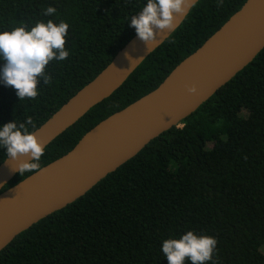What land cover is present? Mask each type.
Instances as JSON below:
<instances>
[{
    "label": "trees",
    "instance_id": "trees-1",
    "mask_svg": "<svg viewBox=\"0 0 264 264\" xmlns=\"http://www.w3.org/2000/svg\"><path fill=\"white\" fill-rule=\"evenodd\" d=\"M248 0H200L179 29L110 98L46 149L41 168L99 123L156 90ZM147 0H0V32L69 24V58L47 66L35 100L0 81V127L31 116L38 130L92 82L135 36ZM48 6L56 9L44 16ZM3 62L0 61V68ZM29 131H33L29 125ZM0 148V165L7 159ZM36 172L19 173L3 189ZM217 239L208 264H264V50L193 115L160 135L84 197L19 235L0 264H168L166 239ZM186 264H191L186 261Z\"/></svg>",
    "mask_w": 264,
    "mask_h": 264
},
{
    "label": "water",
    "instance_id": "water-1",
    "mask_svg": "<svg viewBox=\"0 0 264 264\" xmlns=\"http://www.w3.org/2000/svg\"><path fill=\"white\" fill-rule=\"evenodd\" d=\"M199 1L194 0L178 19L174 31L157 35L150 53L136 35L105 70L36 130L44 149L118 91ZM263 50L264 0H248L156 90L99 123L68 154L3 192L19 173L11 171L18 162L7 158L0 165V253L23 232L84 197L160 135L180 127ZM125 53L137 62L131 66ZM192 86L198 89L196 95L187 92Z\"/></svg>",
    "mask_w": 264,
    "mask_h": 264
},
{
    "label": "clouds",
    "instance_id": "clouds-1",
    "mask_svg": "<svg viewBox=\"0 0 264 264\" xmlns=\"http://www.w3.org/2000/svg\"><path fill=\"white\" fill-rule=\"evenodd\" d=\"M194 0H147L146 6L133 15L129 26L134 28L138 39L145 45L146 51H152L157 42V35L172 32L177 21L186 14ZM224 0H218L217 7H222ZM56 9L48 6L44 16H53ZM69 24L52 20L37 22L28 30L27 26L12 28L0 32V81L16 91L19 100H35L39 95L37 87L40 80L49 84L51 76L47 74V66L53 61H64L70 56L66 50ZM131 66L137 62L125 53ZM190 95H196L197 87L187 88ZM31 126L33 131H29ZM36 124L31 116L24 122L15 121L0 127V148L6 150L9 160L17 161L11 168L23 176L26 172H40L41 158L45 154L44 145L35 134ZM27 159H22V158ZM217 239L208 235H197L188 231L179 239L170 238L162 242L161 251L168 264H208L213 260Z\"/></svg>",
    "mask_w": 264,
    "mask_h": 264
}]
</instances>
